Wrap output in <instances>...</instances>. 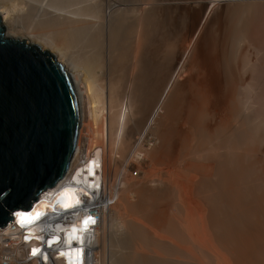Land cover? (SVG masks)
I'll use <instances>...</instances> for the list:
<instances>
[{
  "label": "bare ground",
  "instance_id": "bare-ground-1",
  "mask_svg": "<svg viewBox=\"0 0 264 264\" xmlns=\"http://www.w3.org/2000/svg\"><path fill=\"white\" fill-rule=\"evenodd\" d=\"M146 1L147 5L143 7L139 0H98L96 3L93 0H0V18L1 25L5 30V35L7 33L6 36L9 39L24 41L30 45H37L40 47L41 51L47 50L63 65L74 82L82 119L76 145L77 150L70 165L68 175L65 177V182L60 185V187L66 186V189L63 191L66 205H70L71 202L78 205L87 203V198H85V196L90 193L88 188L91 187V184L97 177H100V173L97 172L98 160H100L98 166L102 165L101 175L104 185V195L105 197H110L112 200L113 197H115L113 206H111L110 210L107 212L109 233H107L108 228L106 226L107 215L104 216L102 220V232H100L98 228L94 233L91 249V264H99V252L101 251L100 249H104L103 246L107 234L110 239H119L123 248L132 249L135 255H139L141 251L146 250L143 249L145 245H151V250H155L154 252L152 250L154 254L151 256L149 255L151 259L148 260L149 264H264V174H262L263 177H259L261 172L257 173L258 171H262V173L264 171L262 168L264 167V109L261 108L263 110L262 112H259L260 110L257 111L259 108L256 110L257 104L260 101L257 96H255L253 90H249V86L251 87V85H247L248 81L247 84L243 82V84L247 85V89L243 87L245 90H241L247 92L251 91L252 93L247 95L245 92L246 96L243 95L244 98L240 103L238 102L240 101L237 98L238 95L235 97V95L232 96L229 94L231 95V97L228 96L231 98L230 101L228 100L229 108L227 110V115L224 114L225 118L227 116L226 123L224 122V130L221 128L223 134H219V132L215 135L216 142H211L212 139H210V142L208 141L212 143L211 145L209 144V153L213 154L214 159L215 157L218 158L215 159L216 161L213 162V165H209L208 163L212 158L210 159L209 157H211V155L208 153L206 154V150H208L205 149L206 145L203 147L206 152L199 148L196 150L197 147H194L198 142L195 145V141V146L192 144L194 146L192 149L190 145L187 148L189 151L186 152L189 153V155L180 157L178 160L176 159L175 163H172V165L170 164V166L164 169L167 172V179L164 177L165 175H163V178L166 180L165 183L162 181V178L161 180L159 179L161 176L159 178H154L155 175H153L144 181V183L140 184L138 182L139 186L136 185L135 187L134 184L131 185L132 182L131 184H129L128 181L126 182L128 178H125L128 176L121 178L122 175H120V172V176H118L117 159H115L118 157L117 155L115 157V153H118L117 150H119L121 155L123 154L122 158H118L123 160H125L126 157L128 159V156H139L138 151H140L143 153V157L151 164L154 155L151 156L150 159L149 156L156 149L155 146L149 145L152 130L155 129V125L158 123L157 121L162 120V118H157L168 103L170 90H175V88L172 87L174 83L179 82L178 79L183 73L184 63L188 60L191 52V49H188V47L182 52L180 57H178V67L176 70L175 66L170 68L169 77L164 81V85L162 84L163 88L161 85V92L150 97L142 110L141 108L137 109L134 105L135 103L132 101L134 99L132 95L134 94L132 93V95L126 97L128 90L126 89V91L125 88L126 85H129L126 76L131 75L135 68L139 70L142 69L141 60H138L140 49H144V52L146 51L145 54H147L146 56L151 57V59L153 56V49H155L156 16L154 17V12L156 11L154 10L155 6L152 5L153 3H150L149 0ZM153 2L156 3L155 0H153ZM235 2H237V0H215V2H212L208 6L206 17L200 25L196 35L198 36L203 29L213 9L220 4L223 6V3H225L226 8L229 9V15L233 16V18H231L233 20V25L230 24L232 27L231 31L233 30V32H230L232 37L230 39L231 41L229 40L230 43L232 42L231 44L235 45L232 49H234V47L235 49L238 48L239 52L242 51L240 48H243V50L246 49V52L252 50L250 54L256 55L257 58V54L261 50L257 52L259 49L258 47H261V45H259V43L257 44L258 35L256 30L258 27L256 26H258L257 24H259V21L264 17L262 11L264 10L262 9L264 0H242V2ZM228 12L226 11V17L228 16ZM196 38L195 36L192 42L189 41L191 42V44L189 43L191 48ZM231 44L229 46H231ZM262 51H264L263 46ZM144 52L142 53L143 55ZM246 52H244V54ZM146 56H144L145 59L147 58ZM251 60L252 59H250V61ZM142 61L144 62V59ZM254 62H256V59H253L252 64ZM259 63L261 64V62ZM255 65L257 66V63ZM190 66H188V68ZM260 66L263 67L264 65L262 64L258 67ZM148 67L154 69L153 64H150ZM135 71V73H137V70ZM152 73L154 72L152 71ZM229 86H232V84ZM234 87H236L235 84L233 85V89ZM132 88L130 87L129 89L132 90ZM236 88H238V86ZM135 89L137 90L138 88H134V90ZM129 93L131 94V92L128 91V94ZM202 99L203 98L200 96V100L202 101V112L204 113L206 108L205 103L208 101L204 98V102ZM199 106L200 105H197L196 108ZM192 107L193 105L190 109L193 110ZM189 111L191 112V110ZM197 112H199L197 109L195 112L193 111V113ZM211 113H213V111H211ZM202 115L198 116L202 118ZM187 116L186 118H188ZM190 116L192 115L190 114ZM240 116L247 118V121L241 119L242 121L239 122ZM219 117L222 118V116ZM206 118L207 113L203 119ZM222 120L224 121V119ZM208 122H210V120ZM89 124H94L97 126V129L94 126L92 127V125L89 126ZM231 126H234L236 131L239 129V131H233ZM90 127L94 128L96 131L93 137L88 136L91 135L88 129ZM213 130L215 132V129ZM83 131L86 132L83 134ZM203 134L204 132L202 135ZM211 136L213 137L214 135H210V137ZM203 139L202 136V141ZM191 142L193 143V140H191ZM204 143L207 144L206 141H204ZM204 143L202 144L203 146ZM184 146L186 147L185 142ZM153 147H155V149H153ZM185 147L184 149H186ZM96 150H100L101 154H96ZM105 154H108L107 156H109L111 164V166L109 164L111 168L108 167V170L110 168L108 174H104L107 170H105L104 167ZM136 160L138 162V159ZM203 162L208 164L206 165ZM142 164L140 166H142ZM154 165L156 164L154 163ZM148 168L149 167H147V169ZM77 169L78 171L76 172ZM162 170L163 169L160 171L162 172ZM121 171L123 170L121 169ZM138 171L136 170V172ZM214 171L218 173L217 182L219 191L216 194V198L219 202L216 203H219V206H221L220 209L213 206V202H215L213 201V194L211 195V193L204 188L205 180L208 182L210 175L212 174L213 176V173H216ZM106 175L109 186L108 193H110L108 195H106L107 189L105 186ZM134 175L131 174L133 180L130 179L132 181H134ZM214 178L213 181L215 183ZM115 181H119L122 185L121 191L116 187V189L121 192L120 194H117L115 190L113 192L112 187ZM135 181L137 180L135 179ZM209 183H211V181ZM246 183H249L251 188L249 187L250 189L248 188V190L245 188V191L243 185H246ZM133 188V191L136 190L138 199L149 197L152 194L158 197H168L170 192H172V196L175 194L168 206H170L172 212H180V216L168 219H163L162 217V220L155 221V225L160 231L152 230L154 233L151 231L153 234L159 231V233L163 232L167 235H171L169 238L165 236L166 234L162 233L169 239L162 240V234H159V236L161 235V240L158 235V239L150 235L145 225L146 222L149 221L150 223L152 220L150 215H153L152 209L154 204L151 201H145L143 203L140 201H133L131 198L133 193L130 194ZM188 194H190V199L194 197L202 203L201 207L198 206L199 209L201 208L199 211H196L198 209L193 210L194 208L192 211L188 210L189 205L184 202L185 199L188 201ZM244 198H247L249 201V208L246 207V215H248L249 220L244 215V219L246 218L248 220L246 222L248 223L242 220L243 209L241 207L243 204L241 205V201L244 200ZM167 200L165 201L166 203ZM223 203L229 204L225 206ZM190 204L192 205L193 203L191 202ZM198 207L196 206V208ZM224 207L230 209L229 213L225 212ZM165 210L167 209L165 208ZM212 211L214 212V216L211 213ZM16 217L19 222H23L26 220L27 216L20 213L16 215ZM137 217L143 218L146 222L144 223V221H142L144 224H140V220H138L139 222L136 220L140 218ZM113 218L116 219L117 223L114 222ZM245 226H247L248 230H246L247 228L245 229ZM245 231H247V233H245ZM244 234H247V237L243 238L242 236H244ZM100 235L101 239H99ZM111 235L113 237H111ZM116 243L118 244V242ZM182 243L186 245L189 243L190 245L183 246ZM146 246L145 248H147ZM132 251H130V253ZM148 251H144V253ZM144 253L142 252L143 257ZM150 253L148 252L147 254ZM128 255L129 251L127 252L126 250V252L121 251L115 256L120 261V264H137L138 255L137 257H129L126 261ZM142 262L145 263V261ZM142 262L139 263L142 264Z\"/></svg>",
  "mask_w": 264,
  "mask_h": 264
},
{
  "label": "rangeland",
  "instance_id": "rangeland-1",
  "mask_svg": "<svg viewBox=\"0 0 264 264\" xmlns=\"http://www.w3.org/2000/svg\"><path fill=\"white\" fill-rule=\"evenodd\" d=\"M93 1L96 3L98 0H93ZM139 1L143 7H145V5H147L146 0L145 1L139 0ZM218 1H220V0H218ZM240 1L242 2V0H239V1L237 0V2H235V3H238ZM142 2H143V4H142ZM149 2L153 3L152 5L155 6L154 10L156 11V12L153 11L154 17L156 16L155 17V23H156V29H155L156 39H155V41L156 42L154 43L155 49H153V52H152V55L155 57L152 56V59H151V57L146 56L147 54H145L146 51L144 52V49H140V56L141 57L139 56L138 60H141L140 63H141L142 69L140 68L141 70H139V69L135 68L134 71H132L131 75L126 76V79H127V82H129V85H126L125 90L127 89L129 92H131V94L130 93L128 94V91L126 90L127 91L126 97L128 95H132V93H133L134 95H132V97H134V99L133 100L131 99V100L135 103L134 105L136 106L137 109L141 108V110H142V108L145 107L144 105L147 104L148 99L150 97H152L153 95L155 96L157 93L161 92L163 85H164V81H166V78L169 77V71H171L170 68L175 66V70H176V68L178 67V63H177L178 59H179L178 57H180L182 52H184L187 47H188V49H191V52H190V56H189L188 60L185 61V63H184L183 73L179 76V79H178L179 82L174 83V86L172 87V88H175V90L174 89L173 90L171 89L172 91L170 90V92H169L170 97H169V100L167 101L168 103L166 104V106L162 110L163 112L161 111L159 117L157 118V119L162 118V120H160V121L158 120L157 121L158 123H156V125H155L156 126L155 129L152 130V136L150 138L149 145L155 146L156 149H155V147H153V149H155V150L149 156V159H150V157L154 155L152 160H151V164L148 162V160H146L143 157V155H142L143 153H141L140 151H138L139 156H137V155L128 156L129 158L127 159V157H126L125 160L118 158V157L122 158V155H123V154L121 155V153H119V150H117L118 153H115V157H116V155L118 156L115 159H117L119 161V163H118V161L116 160V163L118 166V168L116 167L118 176L122 175L121 178L128 176L125 178V179H127V178L129 179V180L127 179L126 182L128 181L129 184H131V182H132L131 185L134 184L135 187H136V185L139 186V183L140 184L144 183V181H146L149 177H151L153 175H155L154 178H156V177L159 178L161 176L159 179L161 180V178H162V181H164V183H165L166 180L163 178V175H165L164 177L167 179V172L164 169H166L168 166H170V164L172 165V163H175L176 159L178 160L180 157H184V156L189 155V153H187L189 151L187 149L188 146L190 145L191 149H192L197 144V142H198L197 145L202 147V148L198 147L197 145L194 148L197 147L196 150L199 148L202 151H205V149H208V150H206L207 152L206 151L205 152H206V154L208 153L209 155H211V157H209L210 159L212 158L211 161L208 163H209V165L210 164L213 165L214 164L213 162L216 161L215 159H218V158L215 157V159H214L213 154L209 153V146L212 144L209 142L211 141L210 139H212L211 142H216L215 135L217 133L220 132L219 134H223L222 131L224 130V127H225L224 125L226 123L225 121L227 118V116L225 118L224 114L227 115V110L229 108V101L231 99L229 97H231V95L232 96L235 95V97H237V95H238L237 98L240 101H238V100L237 101L240 103L243 100L244 96H246L245 94L247 93V95H249L250 93H252L251 91L253 90L255 96H257V98L260 101L257 104L256 110L259 108L257 111L260 110L259 112H262L263 111L262 109H264V99H263L264 98V70H263L264 66L258 67L259 65H262V64L264 65V58H263L264 57V54H263L264 51H262V46H263V50H264V33H263V30H264L263 19H264V17L261 20L262 23H261V21H259V24H257L258 26H256L259 28V29L257 28V30H256L257 35H258L257 44L259 43V45H261V47L260 46L258 47L259 49L257 52H259L260 49L261 50L257 54V58H256V55L254 56V55L250 54V52L252 50H250L249 52H246V49L243 50V48H240L242 51L240 50L241 52H239L238 48L235 49V47H234V49H232L233 46H235V45L231 44L232 42L230 43L229 40L231 39V37H232L231 33L233 32V30L231 31L232 27L230 25V24L233 25V23H232L233 20L231 19V18H233V16L229 15V12H228L229 9L226 8L225 3H223L224 4L223 6H222V4H220L219 6H217L213 9V11L209 15L207 21L205 22L203 29L201 30V32L197 36L196 35L197 31H198L200 25L203 23V21L206 17L208 6L212 2H215V0H212V1L211 0H155L156 3H154L153 0H149ZM240 4H243V3H240ZM262 9H264V3L262 5ZM226 11L228 12L227 17H226V15H227ZM262 11H263V15H264V10H262ZM229 16H231V17H229ZM228 17L230 18V20ZM259 25H261V26H259ZM260 29H262V30H260ZM229 34H230V36H229ZM6 35H7V33H6ZM195 36L197 38L195 39V42L191 48V46H189V43L191 44V42L195 38ZM189 41H191V42H189ZM230 44L232 47L229 46ZM153 48H154V46H153ZM143 52H144V55L142 54ZM244 52H246V53L244 54ZM253 54H254V52H253ZM144 56H146L147 58L145 59ZM258 57H259V60H258ZM260 57H262V58H260ZM143 59H144V62L142 61ZM250 59H252V60L250 61ZM253 59L254 60L256 59V62H254L252 64ZM190 62H191V64H190ZM259 62H261V64ZM143 63H145V64H143ZM256 63H257V66L255 65ZM150 64H153L154 69L153 68L150 69L148 67ZM187 64H189V65H187ZM243 64H245V65H243ZM146 65H148V66H146ZM254 65H255V68H254ZM188 66H190L189 67L190 69L188 68ZM187 69H189V70H187ZM258 69H259V71H258ZM135 70H137V73H135L136 72ZM152 71L154 73H152ZM229 73H231V74H229ZM150 75H152V76H150ZM256 75H257V77H256ZM137 76H138V78H137ZM128 77H129V80H128ZM162 77H163V79H162ZM241 80H242V82H241ZM247 81H248V84H247ZM161 82H163V83H161ZM243 82L245 84H247L248 86L251 85L252 88L249 86V90L251 89V91H248V92L243 91V90L247 89V85L243 84ZM231 84H232V86H229ZM234 84L236 87L238 86V88L234 87V89L236 88L235 90L233 89ZM161 85H162V88H161ZM133 86H137V87H133ZM130 87L131 88L133 87L132 90L129 89ZM229 87L230 88L232 87V88L230 89ZM243 87L245 89H243ZM134 88H138L139 90L138 89L134 90ZM241 89H243V90H241ZM241 92H243V93H241ZM151 93H152V95H151ZM229 94H231V95H229ZM200 96H201V98H203V99L205 98V100L207 99L206 101H208L205 103L206 108H205L204 113L202 112V107H201L202 101L200 100ZM205 100H203V101L205 102ZM192 105H193V107H192L193 110L190 109V107ZM197 105H200V106L196 108ZM194 108H195V110H194ZM188 109L191 110V112ZM196 109L199 110V112L193 113V111L195 112ZM206 111H208L209 113ZM211 111H213V113H211ZM220 111H222V112H220ZM189 113L192 116H190ZM206 113H207V118L203 119V118H205ZM218 114H220V115H218ZM198 115H202L201 116L202 118H200ZM186 116L188 118L189 117L190 118L188 119V118H186ZM195 116H196V118H195ZM219 116H222V118ZM223 116H224V118H223ZM192 117L194 118L195 121L193 120ZM222 119H224V121ZM241 119H243L244 121H247V118L241 117L239 119V122L242 121ZM209 120H210V122H208ZM212 124H214V125H212ZM91 125L89 124V126H91ZM217 125L220 127V129ZM93 126L96 127V129H97V126H95L94 124L92 125V127ZM161 126H163V127H161ZM196 126H197V128H196ZM92 127H90L91 129L88 128L90 130V131L89 130L88 131L91 132V133H89L91 135H88L90 137L91 136L93 137L94 132H96L95 129ZM231 127H232L233 131H235V132L239 131V129L236 131L234 126H231ZM192 129H194V130H192ZM196 129H198V130H196ZM213 129H215L216 133L214 132ZM159 130H161V131H159ZM195 130H196V132H195ZM85 132L83 131V134ZM203 132H204V134L202 135ZM192 134H194V135H192ZM201 135L204 138L203 141H202ZM210 135H214L213 136L214 138L212 136L210 137ZM194 136H195V139H194ZM207 138H208V140H207ZM185 140H187V141H185ZM191 140H193V143L191 142ZM195 141H196V143H195ZM199 141H202V142H199ZM204 141H206L207 144H205ZM179 142H182V143H179ZM184 142L186 143V147L184 146ZM194 143H195V145H194ZM203 143H204V146L202 145ZM205 145H206V148L204 149L203 147H205ZM184 147L186 149H184ZM180 150H181V152H180ZM201 150H199V151H201ZM107 155L108 154L104 155V160H105L104 161L105 162L104 167H105V170L107 169L106 172L104 170V172H105L104 174H108V172L111 168L109 156H107ZM130 157H131V159H130ZM129 159H130V161H129ZM136 159H138V162ZM140 159H142V160H140ZM107 160L109 163L107 162ZM141 162L144 164V166ZM206 162L205 163L203 162V163L207 165L208 163H206ZM140 163L142 164V166H140L141 165ZM154 163L156 165H154ZM109 164H110V166H109ZM132 164H134V165H132ZM136 164H137V166H136ZM108 167H110L109 170H108ZM135 167L140 168V169H136ZM147 167H149V168L147 169ZM119 168H120V170H119ZM158 168H159V170H158ZM262 168L264 169V167H262ZM121 169L123 171H121ZM127 169L129 172L127 171ZM135 169L137 171L139 170L140 172L139 171L136 172ZM161 169H163L162 172L160 171ZM133 171H135V172H133ZM119 172H120V175H119ZM130 172L132 175L135 174L134 175V181H132L133 177L131 176ZM214 172H216V171H214ZM260 172H261V175L259 174V177H263L262 174H264V171H263V173H262V171H258L257 173H260ZM123 173H124V175H123ZM143 173H146V174H143ZM214 174H215V178H214ZM142 175L145 177V180H144V177ZM211 176H212V174L210 175L208 182H207V180H205L204 188H205V190L210 192L211 195L213 194V197L215 199V200L213 199V201H215V202H213V206L220 209L221 206H219V203H216V202H219V200H217V198H216V194L219 191L218 182H217L218 181V178H217L218 173L217 172L213 173V176H212L215 180V183H214L213 178ZM140 177H142V178H140ZM210 178H211V180H210ZM105 179H106L105 186L107 189L106 195H108L110 193H108L109 192V190H108L109 186L107 183L108 182L107 181L108 180L107 175H106ZM135 179L137 181H135ZM140 179L142 180V182ZM116 181L112 187L113 192L115 190L117 192V194H120L122 185L120 184L119 181L118 182H116ZM210 181H211V183H209ZM117 183H118V185H117ZM116 187L120 191H118L116 189ZM249 187H250L249 183H246V185L245 184L243 185V188L245 191H246L245 188H247V190H248ZM133 190H134V188L131 189V192H130V194L133 193V195L131 196L133 201H135V202L140 201L142 203L145 201H147V202L151 201L154 204V207L152 209V214L154 216L150 215L151 219H152L150 221V223H149V221L146 222V220H144L143 218L141 219V217H137L140 219H136V220L137 221L140 220V224L143 223L142 221H144V223L146 222L145 226L147 227L148 231L150 232V235L153 236L155 239H158L157 235L159 236V234H162L163 232L159 233L160 230L156 227L155 221L162 220V217H163V219H168L171 217H179L181 214L178 211L172 212V209L170 208V206H168L169 202H171L170 200L174 198L175 194L172 196V194H171L172 192H170L168 197L167 196H165V197L159 196L160 198H164V199H160L157 195H154V194L150 195L149 197H144V198L142 197L141 199H138L137 195H136V190L135 191H133ZM213 190L214 191L217 190V191L214 192ZM111 193H112V191H111ZM187 193H189V192H187ZM188 196H189L188 201H187V199L183 198V199H185V201H184L185 204L187 203V205H189L188 210L192 211V209L194 208L193 210L198 209L196 211H199L201 208L199 209L198 206L201 207L202 203L198 199H195L192 196H191L192 199H190V194H188ZM166 200H167V203L165 202ZM191 202L193 203L192 205L190 204ZM196 202H198V203H196ZM248 203H249V201L247 198H244V200L241 201V205L243 204L241 207L243 209L242 220H244L245 222L249 220L248 215H246L247 214L246 207L249 208ZM226 204L228 205L229 203H223V205H225V206H226ZM158 205L159 206L161 205V206L159 207ZM196 206L198 208H196ZM165 208L167 210H165ZM224 208H225V212L229 213L230 209H227V207H224ZM202 209H203V207H202ZM159 212H161V213H159ZM168 212H169V214H168ZM171 213H173V214H171ZM196 213H198V212H196ZM211 213L214 216V212L212 211ZM150 214H151V211H150ZM165 214H166V216H165ZM215 214H216V212H215ZM106 215H107V213L105 214V216ZM244 215L246 216V218L248 220L246 218L244 219ZM152 216L154 217V219ZM158 217H159V219H158ZM165 217H167V218H165ZM107 219H108V215L106 217V222H107L106 226L108 228L109 227V219L108 220ZM113 220L115 223H117L116 219L113 218ZM246 223H248V222H246ZM102 227H103V222L101 223V226L99 227L100 232H102ZM152 228H155V229H152ZM246 228H247V226H245V229ZM114 229H115V227H114ZM108 230H109V228L107 229V233H109ZM152 230H154V231L159 230V231H157L158 233L155 232V234H153L154 232ZM246 230H248V228ZM151 231L153 233H151ZM245 233H247V231H245ZM163 234H166V233H163ZM163 234H162V238H161V235L159 236V239L161 238L162 240H165V239L167 240L171 236V235L166 234L165 236L169 237V238H166ZM155 235H156V237H155ZM111 237H113V236L111 235ZM242 237L243 238L247 237V234L246 235L244 234V236H242ZM99 239H101V235L99 236ZM116 242H118V244ZM120 242L121 241L119 239H113V238L110 239V237L107 234L106 239H105V243L103 246L104 249H100L101 251L99 252V264H118V262L120 264V261L117 259V257L115 255H117L121 251L126 252V250H127V252L129 251V255H128V258H126V261H127V259H129V257H131V258L133 256L137 257L138 254L135 255L134 251H132V249L131 250L130 249H124L122 246V243H120ZM100 243H101V240H100ZM182 244H183V246L184 245L185 246L190 245L189 243L187 245L184 243H182ZM147 245L148 246L145 245L147 248H145V246L143 247V249H146V250L141 251V253L138 255L139 260L137 259V264H141L139 262H142V261H145V263L142 262V264H149L148 260H151L149 258V255L151 256L152 254H154L153 252L155 249L154 250L152 249L153 250V252H152L151 245H149V244H147ZM115 246H116V248H115ZM103 250L106 252H104ZM130 251H132V252L130 253ZM144 251H148L149 253L150 252L151 253L147 254L148 252L144 253ZM142 252L144 253L143 254L144 257H146V258H144L142 256ZM111 254L114 258L111 256ZM145 255H147V256H145ZM112 259H114V260H112Z\"/></svg>",
  "mask_w": 264,
  "mask_h": 264
},
{
  "label": "water",
  "instance_id": "water-1",
  "mask_svg": "<svg viewBox=\"0 0 264 264\" xmlns=\"http://www.w3.org/2000/svg\"><path fill=\"white\" fill-rule=\"evenodd\" d=\"M81 119L63 65L37 45L9 39L0 18V229L68 175Z\"/></svg>",
  "mask_w": 264,
  "mask_h": 264
},
{
  "label": "built area",
  "instance_id": "built-area-1",
  "mask_svg": "<svg viewBox=\"0 0 264 264\" xmlns=\"http://www.w3.org/2000/svg\"><path fill=\"white\" fill-rule=\"evenodd\" d=\"M99 163L100 177L88 188L86 204L66 205V186L60 187L65 178L42 192L29 211L13 212L12 221L0 229V264H91L94 233L115 202L104 195ZM20 213L27 216L23 222L16 217ZM33 249H39L35 256Z\"/></svg>",
  "mask_w": 264,
  "mask_h": 264
},
{
  "label": "snow or ice",
  "instance_id": "snow-or-ice-1",
  "mask_svg": "<svg viewBox=\"0 0 264 264\" xmlns=\"http://www.w3.org/2000/svg\"><path fill=\"white\" fill-rule=\"evenodd\" d=\"M84 223H85V226L87 227L88 221L86 220ZM38 252H39V249H33L32 255L35 256L37 255Z\"/></svg>",
  "mask_w": 264,
  "mask_h": 264
}]
</instances>
